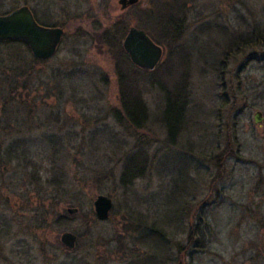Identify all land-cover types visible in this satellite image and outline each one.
<instances>
[{
	"label": "rangeland",
	"instance_id": "1",
	"mask_svg": "<svg viewBox=\"0 0 264 264\" xmlns=\"http://www.w3.org/2000/svg\"><path fill=\"white\" fill-rule=\"evenodd\" d=\"M179 1L181 34L163 46L162 67L128 70L143 79L141 128L123 115L117 60L98 38L177 0H140V15L117 0H33L38 18L47 2L48 23L66 27L57 53L35 62L22 44L0 45V264H137L149 254L155 264H264L262 251L255 257L264 173L248 161L255 107L264 109V0ZM178 51L192 59L170 141L156 78ZM135 152L145 170L123 187ZM100 194L113 202L105 220L93 208ZM65 231L77 236L73 248L60 241ZM160 232L161 250L155 238L142 244Z\"/></svg>",
	"mask_w": 264,
	"mask_h": 264
},
{
	"label": "trees",
	"instance_id": "2",
	"mask_svg": "<svg viewBox=\"0 0 264 264\" xmlns=\"http://www.w3.org/2000/svg\"><path fill=\"white\" fill-rule=\"evenodd\" d=\"M171 3L163 4L161 2H156L154 6L156 7L157 12H150L151 10L144 12L143 20L141 21L140 16V21L137 20L135 25L138 28H142L154 42L164 47L171 43L170 41H168L169 38H175L177 34H181L179 30L180 28H182L181 25L175 24V21L183 19V17H181L183 9L181 1L177 0V2L175 3L177 7H174V4L172 5ZM133 7L135 8L136 13L140 15L141 11L138 12L139 8L137 4ZM134 18L136 20L135 16ZM121 25L122 24H120L117 28H111L110 31H105L104 36L98 38V40L99 42H104L105 44H107L110 54L117 60L116 63L118 69V84L120 86V102L123 110V115L127 118V121L135 128H141L143 127L144 122L147 118V106L141 92L143 79H141L140 77H137V79L132 77V74H130L128 70H130V68H133V70H136V73H138L139 69L152 72L160 69L162 67V64L159 62V64L153 70L139 68L132 64L121 44V39L127 31V24L124 25V27H122ZM153 30H158V34H156ZM15 44L19 46L22 44L26 48H28L21 41L4 40L0 42V45H6V47L7 45L13 46ZM262 45H264V43ZM168 59L169 64H165V67L163 66L164 72L162 73V76L160 74L157 78H155L160 89H163V91L165 92L166 104L163 110L162 120L167 129L168 137L170 141H172V139L178 133L179 128L181 127L184 110L186 105L188 104V100L186 99L187 91L185 90V87L189 81V75H186V73L188 71L187 67L190 63V60L192 59V56L189 52L178 51L175 54L170 52ZM33 61L40 62L42 60L33 58ZM185 62L188 64L187 67L184 68ZM14 79L15 76H13V80ZM139 79L141 80V82H139ZM160 79H164V85L160 83ZM7 83L10 84L8 80ZM18 84L19 80H14L13 86L8 87V90L13 91L15 87L19 86ZM13 99L15 98L13 97ZM143 159H145L143 152H135L126 155L120 177V183L123 187H128L136 178H140L143 175V172L145 170V161ZM77 210L79 211L80 209L77 208ZM146 237H150L149 242H144L143 239L141 242L149 249H151L150 244L154 241V238L155 240L160 241V244L162 245L161 247H158V249L161 250L163 248L162 243L165 242L164 233L160 232L157 235L153 233H146ZM155 245L156 244L154 242L152 246L154 247ZM149 255L142 256L143 258L137 261V264H149V262H153L152 264H155L156 258H154V255L152 261H145V257H148Z\"/></svg>",
	"mask_w": 264,
	"mask_h": 264
},
{
	"label": "water",
	"instance_id": "3",
	"mask_svg": "<svg viewBox=\"0 0 264 264\" xmlns=\"http://www.w3.org/2000/svg\"><path fill=\"white\" fill-rule=\"evenodd\" d=\"M121 9L138 3L140 0H117ZM62 35L58 27H43L38 25L30 11L20 8L6 16H0V39H21L30 47L35 58L44 60L52 57ZM122 46L129 55L131 62L139 68L153 70L162 57V49L151 37L140 28L130 26L122 42ZM258 113L254 114L256 121ZM113 207L112 200L106 195H98L93 202L97 219L105 220ZM76 212V208L68 209L69 213ZM77 236L65 231L60 236L62 244L69 248L75 246Z\"/></svg>",
	"mask_w": 264,
	"mask_h": 264
},
{
	"label": "flooded vegetation",
	"instance_id": "4",
	"mask_svg": "<svg viewBox=\"0 0 264 264\" xmlns=\"http://www.w3.org/2000/svg\"><path fill=\"white\" fill-rule=\"evenodd\" d=\"M136 4L130 5V6L126 7L125 9L131 8V7L135 6ZM33 5H34L33 0H0V16H6V15L10 14L11 12H13L15 10H18L20 8H25V9H28V11H30V13L32 14L35 22L38 25L43 26V27H49V28H53V27L61 28L62 29V35H61L60 41H59V43L57 45L56 51L54 53V55H55L57 53L59 47L62 45V43L65 40L66 27L63 24H61V23L60 24L59 23L58 24H56V23H48L49 15H48L47 12H45L46 11L45 8L47 7V2L44 3V7H43L44 11H41L39 18L36 15L37 12L35 11V9H33ZM89 10H90V8H89ZM88 23H89V46H90V15L88 16ZM4 40L21 41L28 47L29 51L31 52V49H30L29 45L24 40L3 38V39H0V42L4 41ZM122 42H121V44H122ZM156 44H158V43H156ZM158 45L161 47L162 55H163L164 47L162 45H160V44H158ZM31 54H32V52H31ZM128 57H129V55H128ZM36 59H38V58H36ZM259 97H258V99H259ZM262 97L263 96H261V98ZM254 98H255V96H254ZM255 102L256 101L253 102L254 103L253 106H255L257 104ZM255 113H258V116H257L258 121L255 120L254 115H253L251 133H250V138H251L250 139L251 140V142H250V144H251L250 145L251 146L250 155H251V157L248 159V161L250 162V164H252L254 167H256V170L258 172H260V174L262 175L264 173V109L261 106L255 107L254 114ZM262 183L263 182L258 183L257 184L258 187ZM258 187H254L255 188L254 189L255 192H258L257 191ZM253 246L254 245H252V244L250 245V247H253ZM261 251L264 254V238H263V242H262V248L260 246L257 248V251H256L257 253H256L255 257L260 255ZM240 255H241V253L239 254V256ZM249 258H250V260H252L251 262H253V258H251L250 256H249ZM250 260L249 259L247 260V264H250L249 263Z\"/></svg>",
	"mask_w": 264,
	"mask_h": 264
}]
</instances>
